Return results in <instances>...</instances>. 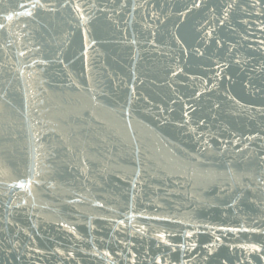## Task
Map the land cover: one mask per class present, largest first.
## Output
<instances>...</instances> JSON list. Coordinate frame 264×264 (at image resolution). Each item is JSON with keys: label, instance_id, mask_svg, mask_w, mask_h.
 <instances>
[{"label": "water", "instance_id": "1", "mask_svg": "<svg viewBox=\"0 0 264 264\" xmlns=\"http://www.w3.org/2000/svg\"><path fill=\"white\" fill-rule=\"evenodd\" d=\"M0 25V264H264V0Z\"/></svg>", "mask_w": 264, "mask_h": 264}, {"label": "snow or ice", "instance_id": "2", "mask_svg": "<svg viewBox=\"0 0 264 264\" xmlns=\"http://www.w3.org/2000/svg\"><path fill=\"white\" fill-rule=\"evenodd\" d=\"M33 7H35V5H33ZM24 14H25V15H31L30 12H26V13H24ZM7 19H8V20H11V19H12V16L9 15V16L7 17ZM0 27H3V25H0ZM21 186H23V185H21Z\"/></svg>", "mask_w": 264, "mask_h": 264}]
</instances>
